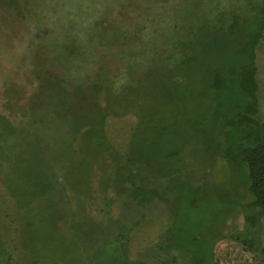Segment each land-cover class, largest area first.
Returning <instances> with one entry per match:
<instances>
[{"label":"trees","instance_id":"trees-1","mask_svg":"<svg viewBox=\"0 0 264 264\" xmlns=\"http://www.w3.org/2000/svg\"><path fill=\"white\" fill-rule=\"evenodd\" d=\"M208 5L210 9L204 13H227L226 6L213 12L216 9L210 2ZM259 6L251 12L259 13L264 21V6ZM223 26L224 23L213 29ZM180 27H172V34L176 33L177 37L167 39L162 58L150 59L160 61L153 65V70L149 71L148 59L136 67V74L124 67L120 56L119 60L109 57L108 50L109 59L103 62L91 61L89 55L83 58L76 50L60 62L55 54L56 36L51 39L48 36V41L40 45L38 89L29 96L25 107V168L33 167L31 157L36 156L42 159L47 173L54 168L56 174L53 172L49 185L36 180L25 181V264H39L40 250L48 244L64 245L73 241L79 254L77 264H80L84 260V251L99 250L101 248L95 244L109 239L113 240L111 248L117 249V252H111L113 259L104 262L102 247L103 251H98L93 264H142L145 253H156L161 264H228L227 246L219 247L224 240L237 242L253 257L252 260L249 256L241 260L264 264V257L260 256L264 248L261 242L264 114L256 101L259 89L257 64L247 65L242 70L245 77L254 76L251 86L246 84V91L252 93L256 102L243 109L235 122H230L232 129L227 144L213 145L216 155L229 166L231 176L240 172L247 177L240 196L231 199L227 197L230 191L222 189L221 179L217 178L211 188L206 182L209 170L216 167L215 155L199 178L194 181L186 177V180L181 179V167L184 166L179 160V141L174 140L176 135L171 127L163 124L167 121L166 112L159 115L164 111L155 105L154 92L169 91L167 81L171 76L177 79L175 67L188 61L185 52L189 53L187 49L192 36L183 34ZM262 27L264 30V23ZM262 34L260 32L258 39L263 37ZM159 37L146 32L141 43H151ZM99 63L102 64L98 66ZM58 64H63L64 73L57 72ZM93 65L102 69V76L94 73ZM78 67L85 68L84 76L74 71ZM159 70L163 73L157 75ZM156 75L158 81L153 84L151 81ZM128 115H132L135 124L125 134L126 143L120 147L111 140L107 122L111 116L123 118ZM0 119L11 126L1 112ZM57 119L58 122L61 120L59 126H64L59 141L49 139L53 137L49 136L53 131L45 127L49 123L55 126ZM1 148L2 145L0 151ZM53 153H56L54 158ZM166 158H174V161ZM174 178L180 181L178 187L173 183ZM209 192L220 198L211 219H207L201 210L206 201L203 196ZM28 193L32 195L27 197ZM42 196L55 202L51 210L55 216L50 219L36 211L40 210L35 206L37 202L41 203ZM64 200L61 207L60 201ZM150 207L160 210L149 214ZM241 215L244 217L242 227L230 223L229 219L236 220ZM147 226L160 227L155 238L143 236L142 228ZM192 227L197 230L192 232ZM190 232L194 241L190 239ZM80 240L86 241L87 246H79ZM176 240L181 245L171 246L170 243ZM7 257H11L8 252ZM7 263L18 264L11 259Z\"/></svg>","mask_w":264,"mask_h":264},{"label":"rangeland","instance_id":"rangeland-1","mask_svg":"<svg viewBox=\"0 0 264 264\" xmlns=\"http://www.w3.org/2000/svg\"><path fill=\"white\" fill-rule=\"evenodd\" d=\"M208 2L216 9H211L213 12L226 6L227 13H204L210 9ZM255 6H264V0H0V112L11 124L9 126L0 119V264H8L9 259L25 264V181L36 180L49 185L55 172L53 168L47 173L42 159L36 156L31 157L33 167L25 168V107L29 96L38 89L40 45L47 42L49 37L56 36L57 61L61 62L65 55L76 50L83 58L89 55L94 62H103L109 57L119 60L120 56L124 67L134 74L137 73L136 67L149 59L151 72L153 65L160 61L150 59L162 58L167 39L177 37L176 33L172 34V27L181 26L179 29L183 34L192 36L187 49L189 53L185 52L189 56L188 61L175 67L177 79L171 76L167 81L166 89L169 88V91L161 90V94L154 92L155 105L164 111L159 115L163 116L166 112L168 122L164 121L163 124L171 127L176 135L174 140L179 141V160L184 166L181 167V179L186 177L194 181L199 178L215 155L216 167L209 170L206 182L211 188L221 179L222 189H228L230 193L227 197L232 199L240 196L242 186L247 184V177L240 172L231 176L229 166L216 155L213 145L227 144L232 129L230 122H235L239 113L251 107V103L257 101L264 114V21H261L259 13L251 12L256 9ZM231 11L237 13H229ZM223 23L225 26L222 29H213ZM207 24L209 27H205ZM226 27L229 29L226 30ZM146 32L160 37L151 43H141L145 40ZM260 32L263 37L258 39ZM254 63L257 64L259 84L256 101L252 93L246 91V84L251 86L254 76L242 75L243 68ZM62 65L56 66L58 73H64ZM97 65H93L94 73L102 76L103 71ZM74 71L82 76L86 72L81 67ZM158 73L162 74L163 70ZM81 75L77 76L82 78ZM157 75L151 81L153 84L158 81ZM59 122L58 119L55 121L56 128L52 123L45 125L53 131L49 135L53 137L49 139L59 141L61 132L64 133V126L60 127ZM134 124L132 115L109 117L107 129L111 140L120 147L124 146L125 134ZM55 155L53 153L52 158ZM174 158L168 160L174 161ZM179 182L173 179L175 186ZM56 190L54 185L55 193ZM30 195L32 193H28L27 197ZM203 198L206 201H203L201 210L207 219H211L213 208L220 198L212 192L206 193ZM39 201L41 203L37 202L35 206L40 209L37 212L40 211L47 219L55 216L51 212L55 202L47 201L45 196ZM60 202L63 207L65 200ZM159 210L150 207L149 214ZM139 211H142L140 206ZM229 221L242 227L244 217L241 215ZM127 225L131 224L127 222ZM262 227L261 242L264 247V221ZM142 229L143 236L152 239L157 236L160 227L147 226ZM192 230L197 229L192 227ZM192 232L189 236L194 241ZM110 236H106V239ZM112 241L109 239L108 242L95 244L101 249L104 247V262L113 259L111 252H117L115 247L111 248ZM85 242L80 240L79 246L86 247ZM170 245L174 247L181 243L176 240ZM219 245L220 249L227 246L229 250L226 262L247 256L249 260L253 258L232 240H224ZM4 249L10 258H6ZM99 250L92 248L88 253L84 251V260L80 264L96 263L94 259ZM40 252L39 264L78 262L79 254L74 241L64 245L53 242ZM155 254L145 253L142 264H161ZM260 256L264 257V248Z\"/></svg>","mask_w":264,"mask_h":264},{"label":"built area","instance_id":"built-area-1","mask_svg":"<svg viewBox=\"0 0 264 264\" xmlns=\"http://www.w3.org/2000/svg\"><path fill=\"white\" fill-rule=\"evenodd\" d=\"M228 264H257L253 261H248V262H245L243 260H231V261H228L227 262Z\"/></svg>","mask_w":264,"mask_h":264}]
</instances>
